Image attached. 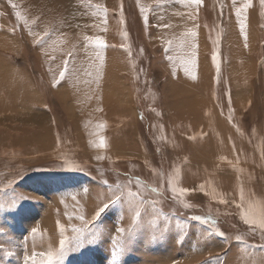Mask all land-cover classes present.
Wrapping results in <instances>:
<instances>
[{"label": "rangeland", "instance_id": "rangeland-1", "mask_svg": "<svg viewBox=\"0 0 264 264\" xmlns=\"http://www.w3.org/2000/svg\"><path fill=\"white\" fill-rule=\"evenodd\" d=\"M166 1L0 0V264L61 240L54 264H264L241 216L264 201V4ZM94 57L118 64L73 66ZM129 119L141 158L95 146L89 128ZM129 180L140 217L125 195L95 218Z\"/></svg>", "mask_w": 264, "mask_h": 264}, {"label": "snow or ice", "instance_id": "snow-or-ice-1", "mask_svg": "<svg viewBox=\"0 0 264 264\" xmlns=\"http://www.w3.org/2000/svg\"><path fill=\"white\" fill-rule=\"evenodd\" d=\"M191 2L199 5L202 2V0H191ZM249 2H250V0H249ZM261 3L264 4V0H261ZM247 6H248V3L245 4V7H247ZM141 11L143 12L144 9L142 8ZM16 15H17L18 18H20V13L19 12H17ZM237 15H240V10L239 9L237 10ZM241 27L243 28V24L241 25ZM191 34L194 36L195 32H192ZM44 35L47 36L48 32L45 31ZM85 39H87L89 41L92 40L91 37H85ZM39 42H40V40L38 39L37 43H39ZM95 43L98 44V45H103L104 42L102 40L97 39V40H95ZM169 58L171 59V57H169ZM64 75H65V73L62 71L60 73V77L63 78ZM104 143L105 142H104L103 138H101L100 146L103 147ZM132 183L133 182L131 180H129L128 184H126V185H121L120 183H117L116 186H115L116 187V191L113 193L114 199H112L110 201V203H106V204H104L103 207L99 208V210L95 214V218L100 217V215L103 212H105V210L110 206V204H116L117 202L122 201L124 199L125 195L129 198V200H128L129 204L134 207V215H135V217L139 218L140 215H141V212H140L139 207L136 206L137 202L135 201L134 198L140 196V192L139 191H133L131 189L130 185ZM135 184L138 187H142L141 181L139 179H137L135 181ZM169 184L171 185V180L169 181ZM170 190L173 193L176 192V189L174 187H171ZM152 191L156 192L157 190L154 188V189H152ZM180 191L181 192H186L187 190L186 189H180ZM241 200L242 201L244 200V193H243V189L242 188H241ZM220 202L221 203H225L226 201L221 200ZM184 206L185 207H190V205H187V204L184 205ZM241 216H242V219L244 220V222L246 224H248L250 227L258 226L262 231H264V201H252V200H250L248 202L247 209L242 211ZM81 219H83V217H81ZM192 219L193 220H200L204 224H209L211 222L213 225H215V223H216L215 221H210L209 218H205V217H196V216H194V217H192ZM60 228H61V233H63V231H64L63 226L61 225ZM74 231L80 232L81 230L80 229H74ZM118 231L119 232H123L124 229H118ZM32 232L35 235L37 233V229H33ZM217 234H219L221 236L224 235V233L220 232L218 229H217ZM236 239L243 242V237L240 236V235L236 236ZM65 244H66L65 240H61L59 249H55V250L49 249L47 251V253H40V254L33 253L32 258H31V264H37V261L35 259L36 255H41V256L45 257L43 260L40 261V264H54V262L61 260L64 257V254H65ZM7 254L8 255H12L13 253L8 252ZM114 255H115V253H114ZM24 259H25V264H28L29 257L25 256Z\"/></svg>", "mask_w": 264, "mask_h": 264}, {"label": "crops", "instance_id": "crops-1", "mask_svg": "<svg viewBox=\"0 0 264 264\" xmlns=\"http://www.w3.org/2000/svg\"><path fill=\"white\" fill-rule=\"evenodd\" d=\"M183 1L184 0H167L166 2L172 3V4H170V7H176V6H179V5L181 6L184 3ZM189 1H191V0H189ZM82 16L83 15H81L80 17H82ZM85 17H87V16L84 15L83 18H81L82 20H77V21H75V20L72 21L71 20L70 23H69V26L70 27L71 26H75V27L79 26L80 28H83L85 30L89 29V30H91V32L99 35L102 32L101 31L102 30V25H101L100 18L98 17L99 20L96 21V20H94L93 16L92 17L89 16L90 20L85 19ZM105 17H107V16H105ZM159 24H162V23L160 22ZM61 27H63V25H61ZM182 42L183 41H180V40H179L178 44L174 42L172 45H170V48L180 47V44L182 45ZM186 43L189 44L190 41H186ZM109 48L112 49V50L114 49V50L117 51L118 47L110 46V47H108V49ZM189 48H190V46H189ZM94 58H92V59H94ZM90 60L91 59H88V58L78 59V63H75V65L73 64V66L81 65L83 67L84 65L88 64V66H91V67L95 66L96 67V65H100V64H109L111 66H114V65L118 64V58L117 57H108V58L107 57H105V58H101V57L99 58L98 57V58H95L93 62H91ZM72 71L76 72V71H78V69H74ZM85 75L86 74H84V76ZM90 75H92V74H90ZM130 121L131 120L129 119V121H128L129 127L127 126L128 128L125 126L124 128H121V130L116 131V132H114V131L111 132V130H113L114 128H111L108 133H103L102 132V129H103L102 127H98V128L97 127H91V128H89V130L91 131V133L89 135L94 138L95 146L98 145V144L100 146V140H101V138H103V140L105 141L104 146L109 147L107 149V150H109V151H107L109 153H111V152L114 153L115 152L116 154L119 155V157L121 155V158H125V159L129 158V160H133V159H135L137 157L139 158V156L143 154L142 153V149H141V147L143 146V143H142V139H140L139 137H136L134 135V127H133V124H132L133 122L130 123ZM116 123H118V122H116ZM69 125H70L69 130H72V131L73 130H81V126L79 124L78 125L76 124V127H75L74 123L69 124ZM87 125L88 124H86V125L84 124L83 125L84 126V130L86 128H88ZM121 125H123V124H121ZM111 126H112V124H111ZM106 128L108 129V127H106ZM106 128H104V130H106ZM73 135H78L80 137V135L78 133L77 134L74 133ZM97 141H99V143ZM95 152H97V151H95ZM140 158H141V156H140ZM125 210H129V205L126 206ZM128 217L129 216L127 215L126 218H128Z\"/></svg>", "mask_w": 264, "mask_h": 264}]
</instances>
